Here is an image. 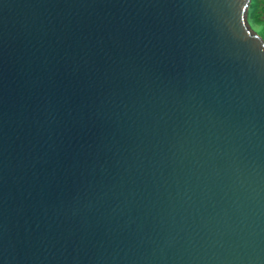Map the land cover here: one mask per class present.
Returning <instances> with one entry per match:
<instances>
[{"label": "water", "instance_id": "obj_1", "mask_svg": "<svg viewBox=\"0 0 264 264\" xmlns=\"http://www.w3.org/2000/svg\"><path fill=\"white\" fill-rule=\"evenodd\" d=\"M247 7L0 0V264H264Z\"/></svg>", "mask_w": 264, "mask_h": 264}, {"label": "rangeland", "instance_id": "obj_2", "mask_svg": "<svg viewBox=\"0 0 264 264\" xmlns=\"http://www.w3.org/2000/svg\"><path fill=\"white\" fill-rule=\"evenodd\" d=\"M246 23L249 30L260 39L259 27L264 23V0H248ZM261 41L264 44V40Z\"/></svg>", "mask_w": 264, "mask_h": 264}, {"label": "snow or ice", "instance_id": "obj_3", "mask_svg": "<svg viewBox=\"0 0 264 264\" xmlns=\"http://www.w3.org/2000/svg\"><path fill=\"white\" fill-rule=\"evenodd\" d=\"M259 34H260V39H261V40H264V23H261V24H260V27H259Z\"/></svg>", "mask_w": 264, "mask_h": 264}]
</instances>
